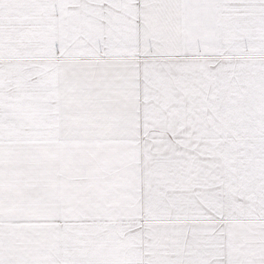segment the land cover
I'll return each instance as SVG.
<instances>
[{
    "label": "snow or ice",
    "instance_id": "obj_1",
    "mask_svg": "<svg viewBox=\"0 0 264 264\" xmlns=\"http://www.w3.org/2000/svg\"><path fill=\"white\" fill-rule=\"evenodd\" d=\"M0 264H264V0H0Z\"/></svg>",
    "mask_w": 264,
    "mask_h": 264
}]
</instances>
